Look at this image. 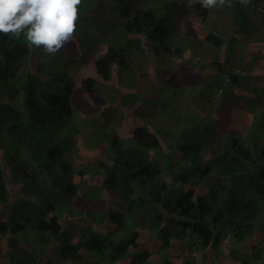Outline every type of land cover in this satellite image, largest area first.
<instances>
[{"label": "trees", "instance_id": "16d2710c", "mask_svg": "<svg viewBox=\"0 0 264 264\" xmlns=\"http://www.w3.org/2000/svg\"><path fill=\"white\" fill-rule=\"evenodd\" d=\"M229 2L238 28L230 36L224 63L208 64L217 73L202 79L196 102L207 111L221 92L219 99L229 100V109L235 107L234 111L245 113L251 122L236 132L238 136H230V145L218 141L216 146L210 136L211 128L205 127L202 137L199 130H190L200 140L178 146L180 158L185 162L173 179L176 182L177 178L181 185L178 194L174 187L158 180L163 171L152 162L150 152L160 153V139L150 127H135L132 145L124 147V140L111 131L109 123L98 124L87 132L89 153L96 162L91 165L86 160L82 164L77 175L83 184L78 189L73 182V169L66 162L75 144L74 129L66 131L67 127L75 128L71 119L75 92L70 71L94 61L99 81L84 78L79 89L95 99L103 83L111 80L113 66L119 69L120 78L138 79L136 69L141 72L138 63L145 56L143 46L154 59L182 58L184 51L192 47L198 55L205 53L208 46L218 51L223 44L218 33L208 31L201 39L195 31V34L188 30L181 32L182 27L205 25L209 17L206 8L190 0H83L78 24V29L83 26V30L77 32L76 45L70 51L67 49L66 62L56 66L38 63L34 72L25 69L31 51L25 38L0 35V129L10 138L0 139V149L5 150L11 182L19 185L26 196L9 204L6 177L0 167V237L10 235L25 241V245L15 246L11 238L0 256L5 255L10 264H150L156 254L162 255L159 264H194L193 253L209 248L218 252L221 242L229 236V241L247 250L231 249L229 254L234 261L264 264V247L247 248V241L257 234L256 222L264 206V78L253 85L254 78L247 74L251 70L245 69L243 76L251 81L242 86L240 76L236 75L239 65H233L241 50H245L244 44L253 41L248 36L264 42L263 28L253 19L262 10L258 6L260 0H249L246 6L239 0ZM100 20L106 36L95 39L84 26ZM171 30L181 39L186 38L188 49L170 50L167 43ZM101 44L106 48L99 54ZM164 74L165 85L157 89L153 100H141L125 92L117 98L119 104L128 107L138 103L136 115L133 110L129 112L134 116L154 114L165 91L173 97L185 84L182 66ZM42 77L51 80L43 82ZM227 81V87L238 86L246 94L236 95L234 90L224 88ZM19 92L22 98L16 101ZM13 100L16 103H11ZM225 151L228 154L220 155ZM89 173L93 174L94 182H100L99 188L94 184L87 186ZM200 185L207 190L203 196L197 194ZM63 195L68 199L75 197V216L85 226L76 224L73 230L72 226L60 224L57 199ZM134 214L139 228L145 223L141 231L133 229L130 217ZM93 224L105 225L106 233H98ZM149 230L156 231L155 253L152 249L139 251V247L148 243ZM27 231L29 235L24 236ZM185 232L192 240L185 262H173L167 255L171 240L181 239ZM74 234L78 238L75 242ZM53 241L57 243L55 250L44 263H39L44 256L43 248L53 246Z\"/></svg>", "mask_w": 264, "mask_h": 264}, {"label": "rangeland", "instance_id": "374dc122", "mask_svg": "<svg viewBox=\"0 0 264 264\" xmlns=\"http://www.w3.org/2000/svg\"><path fill=\"white\" fill-rule=\"evenodd\" d=\"M161 2V1H160ZM159 3V2H158ZM258 6L261 8V12L256 16H253L256 25H259L262 32L264 34V0H260ZM97 9L95 13L98 11ZM209 10V17L205 25H200L199 23L194 24L193 26L182 27L181 32L184 30H188L191 34L192 32L196 33V35L203 39L208 31H214L222 36L223 44L221 48L217 51L215 47L208 46L206 47V52L202 53V57L197 60L193 57L195 54L192 51L184 54V58L180 59H154L152 57L151 51L146 50V46H144L145 56L141 60V63H138L141 72L136 69L138 73V79H131L129 77L124 76L123 78L119 77V71L116 67L112 69V78L109 82L103 83L101 91L98 93V97L95 99H91L83 94L80 91L79 86L81 81L84 78L91 77L98 79L93 60L86 62L78 68H72L70 71V77L72 80V85L74 89V99L73 104L75 106L74 115L72 116V122L75 128L67 127L66 131H70L74 129L75 135L73 136L75 140V144L73 147L72 155H68L66 162L70 164L75 174V183L78 186V189H82L83 181H81V177L77 175L79 169L82 164L88 160L92 162L91 165L95 164L96 160L93 155L89 153V138L87 137L88 131H92L95 129L96 125L102 123H109L111 126V131L116 132L120 138H122L123 146L127 147L131 143V134L135 127L140 125H149L153 126V132L157 133L158 130L167 131L169 135H166V141L161 140V153L154 154L151 152L152 161L161 168L162 175L158 179L160 182H163V177L165 178V182L168 184L170 188H175V193L178 194L180 190L178 189V185H180L178 179H174V175L177 173L178 167H183L184 162L178 155V153L173 149L172 145L176 138V134L179 131L185 130L187 128H195L197 125H207L212 124L211 127L217 131L218 134L212 133L213 138L217 139V141L224 142L225 139H228L230 136L246 127L250 122V118L242 113L241 111H234L233 107L231 110L229 109V100H221L216 96L213 103L208 108L209 114L207 115L206 109L201 107L196 102V94L200 87V82L203 78L214 75L215 72L212 71L208 64L210 62H219L221 63L224 57V52L228 46L229 38L234 34V30L236 29L237 21H235V17L232 14V10L228 8V3L221 7H214ZM94 13V14H95ZM93 14V15H94ZM92 16V15H90ZM88 16V17H90ZM103 23L100 20L99 23H86L84 27H87L89 30V34L93 38H103L104 36L102 30ZM194 29V30H193ZM83 26L77 30V32L82 31ZM236 32V31H235ZM194 33V34H195ZM246 34V33H244ZM235 35V34H234ZM108 37V36H107ZM239 37V36H238ZM252 39L253 42L245 43V50L240 52V56L236 57L233 62V65H239L237 74L239 72L249 69L251 72L247 73L249 77L254 78L253 81L250 80L249 77H244L243 75L240 77V84L245 86L246 82L249 80L251 83L255 84L264 78V43L257 42L253 37L248 36V40ZM143 40V39H142ZM144 41V40H143ZM69 46H65V50L55 55V56H45L42 49L30 47V56L26 65V71L34 72L36 70L38 63H45L46 65L54 64L59 65L61 61L67 60V49L70 51L71 47L76 45L75 41H72ZM173 44L176 46H186V39H180V36L174 35ZM105 45H100L99 54H101L105 50ZM193 48V47H192ZM191 48V49H192ZM49 57V58H48ZM240 61H239V60ZM185 61V85L182 91L175 92L172 94L173 97L167 96L166 91L163 93L161 100L157 103V110L155 111L156 117L150 118L147 122H143V120L138 119L136 113H134L140 105L138 103L131 104L128 107H122L119 104V95L125 94V92H130L131 94H136L138 98L144 100L145 98L153 100L154 94L156 93L158 88L164 87V82L167 80L165 72L168 70L177 69L182 63ZM168 62V63H167ZM253 63L252 65H247V63ZM246 65V66H245ZM133 66V65H132ZM246 75V74H245ZM51 78L42 77L43 82H49ZM99 81V80H98ZM102 84V83H101ZM253 86V85H252ZM246 88V87H245ZM230 90H234L236 95L245 94L241 88L238 86L235 89L228 87ZM250 94V93H249ZM22 98V94L19 92L18 96L15 98L16 101ZM13 100L11 103H16ZM168 100L171 104H167L165 107H162V104ZM95 101V102H94ZM97 105H102L103 108H98ZM133 110V116L129 114L130 111ZM232 115V118L229 116ZM198 125V126H199ZM109 126V127H110ZM152 128V127H151ZM153 129V128H152ZM4 130L0 129V139L10 140L8 134L3 132ZM205 136V135H204ZM214 139V140H215ZM199 138H195L193 141H199ZM203 142L205 139H203ZM87 141V144L85 143ZM186 141V140H185ZM215 140V144H217ZM180 146L186 145L179 141ZM88 146H85V145ZM4 148L6 150L9 149L8 145H5ZM4 149H0V164L4 170L6 177V184L8 190V199L9 204L14 202V200H18L17 198H26L24 194L21 193V188L19 185L13 184L10 180V167L9 163L4 159L5 153ZM179 152V151H178ZM13 153V152H12ZM12 153L8 156L10 157ZM208 153V150L205 152ZM208 154H206L207 156ZM205 156V157H206ZM87 186L94 184V187L99 188L100 182L93 180V174L89 173L86 175ZM175 184V185H174ZM181 186V185H180ZM206 193V189L203 185H200L197 188L198 195H204ZM175 194V195H176ZM63 211L66 214L63 216L62 221L64 224H71L74 222L81 226L83 222L77 218L75 215L74 205L71 201H68L64 198L60 199ZM11 206V205H10ZM264 207V206H263ZM0 206V210H1ZM6 210H4L5 215ZM74 213V214H73ZM73 214V215H72ZM69 216V218L67 217ZM136 214L130 217V220L133 224V229L136 231H141L142 225L140 228L137 225ZM85 224V223H84ZM74 225H72V229L75 230ZM135 226V227H134ZM97 228V226H96ZM97 230L105 233V226H101L97 228ZM256 233H254L253 237L247 241V248L253 245H257L259 247H264V208H262L260 215L257 218L256 222ZM148 243H144L141 247H139V251H144V249H152L155 253V249L158 246V243L155 239L156 231L149 230L146 232ZM29 231L25 233L24 236H28ZM14 241V245H25V241L22 237L13 238L10 236L0 237V252L5 251L8 248V241ZM144 238V237H143ZM142 238V239H143ZM181 244H175L174 248L170 251L169 256L176 263L185 262V250L184 246ZM223 245V246H222ZM246 245V243L244 244ZM181 246V247H176ZM49 246H47L48 248ZM55 245L53 243V247L50 249L52 252L55 249ZM225 249V250H223ZM238 250L240 252H246L247 250L243 245H235L232 241H229L227 237V242L222 243L218 252H215L214 249H207L205 252L198 255L195 258L196 264H239L234 261L230 256V250ZM167 251V255L168 252ZM45 254V253H44ZM153 256V260L150 264H159L162 258V255ZM1 255L0 257H2ZM46 259V256L43 260ZM8 260L5 258H0V264H8Z\"/></svg>", "mask_w": 264, "mask_h": 264}, {"label": "clouds", "instance_id": "9594fccd", "mask_svg": "<svg viewBox=\"0 0 264 264\" xmlns=\"http://www.w3.org/2000/svg\"><path fill=\"white\" fill-rule=\"evenodd\" d=\"M197 2L200 3L202 7L207 9L208 14H209V10L208 9H211V8H214V7H221V6H224L226 3H228L229 7L231 6V3L229 2V0H190V3H197ZM239 3H241L242 5L246 6L249 3V0H239ZM82 4H83V0H0V35L9 36L10 38L11 37H15V38L24 37L26 42H27V44L29 45V47L42 49L45 56H49V55L55 56V55H57L60 52L61 49H63L65 47L66 44H68V43H70V42H72V41H74L76 39L78 24H79V20H80V7H81ZM153 4H157V3L154 2ZM232 14H233V12H232ZM236 27H237V25H236ZM212 32H214V31H212ZM174 35L179 36L173 30H171L170 39H169V41L167 43V46L170 48V50L171 51L181 50L183 48L188 49L187 45L186 46H176V45H174L173 44ZM218 35H220V34H218ZM187 37L189 38L188 35H187ZM180 39H181V36H180ZM248 42H253V41H248ZM146 50H147V48H146ZM191 51H192V53L195 54V50L188 49V50L184 51L182 58L174 57V58H169V59L177 58V59L182 60L184 58V54L187 53V52L190 53ZM224 55H225V52H224ZM193 57H195L197 60H199L200 57H202V56L198 55V53H197ZM225 60L226 59H223V61L220 64H223ZM93 63H94V61H93ZM248 64L254 66L253 63L249 62V63H247V65ZM185 65H186L185 61H184V63H182L180 65V66L183 67V72L184 73H185ZM114 67H116V66H113L112 69ZM94 69H95V67H94ZM118 71H119V69H118ZM212 71H214L215 74L217 73L216 72L217 70H212ZM241 72H242V74H241ZM241 72H239L240 74H238V77L239 76L241 77L243 75V71H241ZM95 73H96V70H95ZM111 74H112V70H111ZM185 75H186V73H185ZM210 76H213V75H209L207 77H210ZM240 77H239V79H241ZM93 79L96 80L95 78H93ZM98 80H99V78L96 81H98ZM227 84H228V81L224 84V88L228 89ZM183 87H182V89H183ZM182 89L179 90V91H182ZM245 94H246V92H245ZM220 95H221V92L217 95L218 98H219ZM167 101L168 100H165V102L162 104V107H165L167 104H169V103H167ZM138 117H139L138 119L143 120V122H147L148 120H150V118H155L156 114L154 112V114H150L149 116H145V117L138 116ZM145 125H147V124H145ZM198 125L195 128L193 127V128H187L185 130H181V131L178 132V134H176V138H175V140L173 142L172 147L178 153L179 156H180V154L178 152V146H180L179 141H181L183 144H185V143H188V142H193V140L196 137H198L197 134L189 133L190 130H197V131L199 130L198 133L201 134L202 132H204L203 131L204 128L208 127L209 130L211 128V130L213 131V132L209 131L211 138H213L212 133L218 134L217 131H215L214 128L211 127L212 124L211 125L210 124L199 125V126ZM140 126H142V125H140ZM147 126H149V125H147ZM149 127H150V131L152 133H154L160 139V153H161V140L165 139V141H166V137L165 136L169 135V132L158 130L157 133H155V132H153L154 127L153 126H149ZM202 136L203 135L201 134V137ZM232 136H238V133H235ZM131 138H132V134H131ZM213 139H215V138H213ZM215 140L217 141V139H215ZM225 141L230 145V143H231L230 137L228 139H225ZM217 143H218V141H217ZM131 145L132 144L130 143L129 146H131ZM216 146H217V144H216ZM225 152L220 153V155L228 154L227 152L226 153ZM152 153H154V152H152ZM154 154H156V153H154ZM150 156H151V152H150ZM184 165H185V162H184ZM0 167H1V164H0ZM179 169H180V167H178V170ZM73 173H74V170H73ZM166 177L167 176L163 177V179H162L163 182H165L164 180H165ZM73 182L77 186V184L75 183V174H74V177H73ZM206 192H207V190H206ZM77 194H78V191H77ZM201 196H203V195H201ZM61 198L66 199L67 202L71 201L72 199H73V201L75 200L74 196L69 197V199L67 197H65L64 195L58 197V199H57V203H58V205H57V215H59L60 218H61L60 224L63 222L62 221L63 216L66 214V212L63 211L62 208L60 207V205L62 204L61 201H60ZM67 217L69 218L68 215H67ZM58 219H59V217H58ZM69 223H67V224L63 223V224L65 226H67L68 228H70L72 225H74L73 224L74 222H71V224H69ZM75 225H76V223H75ZM78 225L80 227L85 226L84 223H83L82 226L80 224H78ZM65 226H63V227L68 229ZM92 226H93L94 230H96L98 233H100V234H105L106 233V228H105V233L97 230V228H99L101 226H105V225L93 224ZM96 226H97V228H96ZM178 231L180 233L181 229H179ZM70 232H72V231L70 230ZM187 234L188 233L185 232V235L182 236L181 239H177V238L174 237L171 240L172 241V246H171V248L169 250L171 251L174 248L175 244H177V245L181 244V246H183L184 243H185L186 245L183 248H184V250L186 252L185 255H187V250L189 248V243L192 242V240L189 239V237H187ZM7 236H10V235H7ZM227 237L230 239L229 236H227ZM227 237H225V239L221 242V244L222 243L224 244V243L227 242ZM77 239L78 238L75 235V237L73 238V242H75ZM53 243H54V245L56 247L57 246L56 241H53ZM48 246H49L48 248H47V246H45L43 248V252L45 254H44L43 257H41L39 259V261H40L39 263H44L47 260V256L51 253L50 249L53 246H50V245H48ZM181 246H176V247H181ZM223 250H225V249H223ZM170 251L168 252V257H169V259L171 261L174 262V260L169 256ZM201 253H203V252H201ZM201 253H197V252L193 253L191 260L194 261V264H196L195 263V258L198 257V255H200ZM45 256H46V259L43 260V258ZM2 257L7 259V257L5 255H3ZM89 257H90V255H87V258H89ZM88 261H89V259H88ZM8 262H9V260H8ZM8 264H10V263H8Z\"/></svg>", "mask_w": 264, "mask_h": 264}]
</instances>
